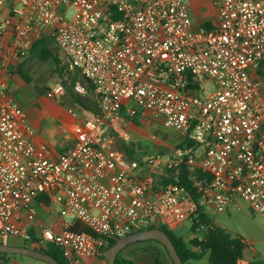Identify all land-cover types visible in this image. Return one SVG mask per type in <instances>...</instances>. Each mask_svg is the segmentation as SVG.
<instances>
[{"label": "built area", "instance_id": "2783aa9c", "mask_svg": "<svg viewBox=\"0 0 264 264\" xmlns=\"http://www.w3.org/2000/svg\"><path fill=\"white\" fill-rule=\"evenodd\" d=\"M214 5L217 24L194 29L187 0H0V37L8 27L14 34L0 41V239L30 240L22 217L39 200L60 206L62 225L41 223L37 238L69 264L145 227L175 232L239 200L264 217V0ZM46 36L94 87L101 110L58 158L41 155L5 98L7 75ZM74 90L88 92L82 81ZM65 93L56 83L47 96ZM130 102V117L149 109L194 146L142 159L107 147L105 122L129 140L121 111ZM183 168L196 197L181 184Z\"/></svg>", "mask_w": 264, "mask_h": 264}, {"label": "crops", "instance_id": "0c3cea01", "mask_svg": "<svg viewBox=\"0 0 264 264\" xmlns=\"http://www.w3.org/2000/svg\"><path fill=\"white\" fill-rule=\"evenodd\" d=\"M214 6L213 11L206 10L204 0H197L196 4L189 5L194 29H199L201 27L211 28L217 24L218 11ZM13 38L14 34L12 27H8L5 34L0 37V41L3 43H9L13 40ZM32 50L29 56L21 63L16 65L13 69H11V73L7 75L6 81L8 83V93L5 95V98L10 102L15 103L18 106L21 114L29 122L31 127L29 135L38 147L41 155L48 158H58L73 145L74 141L78 137L82 135L85 121L92 115L101 114V110L95 91L92 90L90 93L91 90L87 86L91 84L84 78L83 79L85 82H83L80 73L72 66L68 57L60 49L59 50L70 62L68 68L71 72H73V85L77 81H82L88 89V92L85 95H81L76 92L71 93H73V96L81 95L91 97V100L88 101L84 107H80L78 103H75V107H72L69 100L70 98H63L65 94L59 98H49L47 96V92L58 82H50V80H41L36 82L32 80L31 76L28 74L29 67H25L26 60L31 56L34 59L43 61L42 59L31 55ZM50 58L51 57L48 59ZM24 77H26L28 81ZM51 80L53 81L54 79ZM65 89L69 90L70 88L65 86ZM129 108V103H127L121 111V116H123L125 119L124 127L125 131L129 135V140L130 136H132V140L129 143H126L127 141L121 139L119 135L112 129V127L106 122L101 125L100 133L103 136L107 147L122 151L129 159H138L132 157L129 153L130 148L133 147L135 143H143V139L145 138L159 143L161 146H164L166 142L160 138L157 139L156 136L148 137L143 125L148 124L150 121L146 118H142L140 121H137L135 118L130 117L128 112ZM178 145H181L180 147L178 146V148H185L194 146V143L191 140L180 136ZM35 205L43 210L44 215H47L48 213L51 214L53 206L57 217V222L54 225L56 228H60L62 225V220L59 215V211L54 205L44 204L41 200L36 202ZM37 207H35V209ZM37 209L35 214L31 215L24 213L22 217V223L27 225L29 227V231H34L35 234H37L38 225L45 223L41 220L42 218H39ZM205 215L207 216V213ZM74 227L79 226L75 225ZM0 264L19 263L10 257L0 256ZM79 264H107V261L105 260L103 254L100 257L83 259L79 262Z\"/></svg>", "mask_w": 264, "mask_h": 264}, {"label": "rangeland", "instance_id": "374dc122", "mask_svg": "<svg viewBox=\"0 0 264 264\" xmlns=\"http://www.w3.org/2000/svg\"><path fill=\"white\" fill-rule=\"evenodd\" d=\"M196 1L197 0H187L189 5L196 4ZM204 3L206 10L213 11V0H204ZM74 13L75 10L70 9L66 14L67 19H71ZM46 32L45 35H48V31ZM46 37L50 38L48 36ZM53 50L56 55H53L47 60L40 61L30 56L25 62V67H29L28 74L31 76L33 81L39 82L41 80H50V82L63 83L65 86H68L70 89L66 90L63 98H70L69 100L71 106L75 107V96L71 93L75 92L73 87V72H71L68 68L70 62L55 44H53ZM51 79L54 80L52 81ZM82 80L85 82L83 78ZM207 85L211 88V90L216 88L213 83H208ZM87 86L92 90L91 85ZM129 106H134V103L130 102ZM133 118L137 121H140L142 118L148 119L150 121L148 124H142L143 128L146 130V135L148 137L156 136L157 139L160 138L165 141L166 145L164 144V146H161L159 143L145 138L143 139V143L137 142L130 148L129 153L132 157L142 159L146 156L161 154L178 148V142L180 141V136L182 135L176 133V131L170 128H167L164 124L162 116L157 115L148 109H140ZM131 140L132 136H130V140L126 143H129ZM35 204L34 207H37ZM238 205L239 208L232 205L225 212H217L212 208H206L207 217L210 218L213 224L222 227L232 236H237L244 240L247 248L244 252V260H242L239 264L264 263V217L255 212L250 205L243 200H239ZM55 208L58 211L61 209L59 205H55ZM52 209L51 214L48 213L47 215L43 214V210L41 208H38L37 210L38 216L40 219L42 218L41 220L43 222L54 225L57 222V217L53 206ZM66 219L69 222L74 221L72 216H68ZM206 230L207 226L203 225L201 226L199 232L193 233L192 223L185 222L178 230L175 231V234L183 237L186 242L190 243L195 237H203ZM0 242L11 245L23 244L22 241H17L9 237L0 239ZM155 252L158 253L161 264H172V261L165 252L163 246L157 242L149 240L138 242L127 247L120 253L119 257L129 258L137 264H156L155 257L157 254ZM10 258L16 260L19 264H47L43 261L23 255L10 256ZM185 264H208V256H204L199 261H191Z\"/></svg>", "mask_w": 264, "mask_h": 264}, {"label": "trees", "instance_id": "16d2710c", "mask_svg": "<svg viewBox=\"0 0 264 264\" xmlns=\"http://www.w3.org/2000/svg\"><path fill=\"white\" fill-rule=\"evenodd\" d=\"M53 44L54 41L52 38L43 37L42 39L38 40L35 43L31 55H33L34 57H38L42 60H47L49 57L55 55V51L53 50ZM24 78L28 81L26 77ZM92 90L94 91L93 86H92ZM92 90L90 91V93L92 92ZM74 96H75L74 97L75 102L78 103L80 107H84L87 104V102L91 100V97L88 96H81V95H74ZM180 146L181 145H179V147ZM195 175H197V177L200 179L206 176V174L202 173L199 170L195 172ZM181 184L187 188V190L190 192L191 195H193L194 197L197 196L196 189H194V187L192 186V182L189 180V173L186 168L182 169ZM203 225L207 226V230L205 231L204 236L195 237L191 240L190 243L186 242V240L183 237L176 235L175 232L170 231L165 227H148L143 229L159 228L164 230L167 234H169L184 264L191 261H199L206 255L208 256V264H239L242 260H244V252L247 248V245L242 238L237 236H232L222 227L213 224L210 218H208L205 214H201L199 216V222L192 225V232L196 233L197 228H201V226ZM74 229L82 230L83 228L74 227ZM30 234H31L30 240L22 242L23 244H20L18 246L28 247L49 254L54 258H56L59 264H69V262L63 256L61 250L58 247L54 245H43L37 238V234H35L34 231H30ZM149 241H154V240H149ZM115 243L116 241L114 240L110 241L107 249L112 245H114ZM163 248L165 249L164 246ZM165 252L169 256L166 249ZM156 254L157 256L155 257V263L161 264L159 260V255L158 253ZM0 256L10 257L15 255L0 254ZM116 264H137V263L129 258L118 257V259L116 260ZM172 264H174L173 261Z\"/></svg>", "mask_w": 264, "mask_h": 264}, {"label": "water", "instance_id": "95a60500", "mask_svg": "<svg viewBox=\"0 0 264 264\" xmlns=\"http://www.w3.org/2000/svg\"><path fill=\"white\" fill-rule=\"evenodd\" d=\"M154 240L161 243L167 250L174 264H184L179 255L173 240L164 230L159 228L143 229L122 237L117 240L114 245L104 252V258L107 264H116L120 253L127 247L142 241ZM0 254L23 255L43 261L47 264H59L58 260L53 256L37 251L28 247L11 245L0 242ZM248 264H264V263H248Z\"/></svg>", "mask_w": 264, "mask_h": 264}]
</instances>
